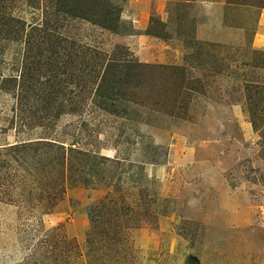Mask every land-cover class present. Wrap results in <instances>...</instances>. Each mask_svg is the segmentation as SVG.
<instances>
[{"label":"rangeland","instance_id":"374dc122","mask_svg":"<svg viewBox=\"0 0 264 264\" xmlns=\"http://www.w3.org/2000/svg\"><path fill=\"white\" fill-rule=\"evenodd\" d=\"M261 13L0 0V264H264Z\"/></svg>","mask_w":264,"mask_h":264},{"label":"crops","instance_id":"0c3cea01","mask_svg":"<svg viewBox=\"0 0 264 264\" xmlns=\"http://www.w3.org/2000/svg\"><path fill=\"white\" fill-rule=\"evenodd\" d=\"M229 4H222L221 3V5H220V22H219V24L222 26L223 25V22L225 21V12H226V6H228ZM258 28L259 29H261L263 32H264V13H261V15L259 16V18H258ZM257 28V29H258ZM226 29H229V27L228 28H226ZM262 44H264V43H262Z\"/></svg>","mask_w":264,"mask_h":264},{"label":"trees","instance_id":"16d2710c","mask_svg":"<svg viewBox=\"0 0 264 264\" xmlns=\"http://www.w3.org/2000/svg\"><path fill=\"white\" fill-rule=\"evenodd\" d=\"M83 3H85V2H83ZM94 4H95V2H94ZM102 12H103V11H102ZM98 13H99V11L96 12V11H94L93 8H92V10L88 8V16L98 15ZM103 13H104V12H103ZM104 14H105V13H104ZM94 22H97L98 24H100L101 26H104V27H110V25H108V24H106V23H100V22H98L96 19L94 20ZM190 264H195V263H194V262H193V263L191 262Z\"/></svg>","mask_w":264,"mask_h":264}]
</instances>
